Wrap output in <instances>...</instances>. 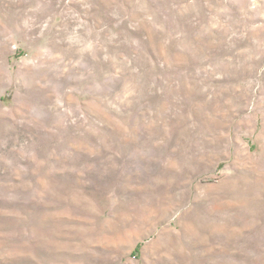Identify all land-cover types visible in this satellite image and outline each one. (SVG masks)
<instances>
[{
  "label": "rangeland",
  "instance_id": "374dc122",
  "mask_svg": "<svg viewBox=\"0 0 264 264\" xmlns=\"http://www.w3.org/2000/svg\"><path fill=\"white\" fill-rule=\"evenodd\" d=\"M0 264H264V0H0Z\"/></svg>",
  "mask_w": 264,
  "mask_h": 264
}]
</instances>
